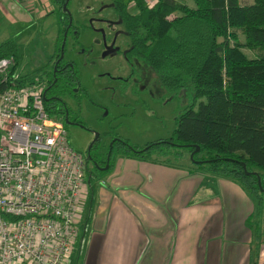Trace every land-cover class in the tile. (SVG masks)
<instances>
[{"label":"trees","instance_id":"obj_1","mask_svg":"<svg viewBox=\"0 0 264 264\" xmlns=\"http://www.w3.org/2000/svg\"><path fill=\"white\" fill-rule=\"evenodd\" d=\"M52 1L57 4V34L49 61L59 56L64 32L78 37L76 26L69 25L70 14L63 10L66 0ZM191 1L193 6L186 0H158L149 9L144 0H111L129 37L125 58L150 67L166 91L177 92L188 104L166 138L138 146L114 133L107 145L101 136L92 141L83 155L84 177L85 171L89 175L85 181L91 185L92 180H100L117 157L187 167L238 183L255 202L260 217L264 211V0ZM243 48L254 55L247 56ZM7 56L18 61L11 37L0 42V59ZM35 73L48 80L44 100L48 113L61 118L66 129L68 124L88 128L65 101L72 99L79 107L84 97L89 98L76 64L61 62L55 72L52 65ZM185 153L188 165L182 163ZM89 218L87 212L82 238Z\"/></svg>","mask_w":264,"mask_h":264},{"label":"crops","instance_id":"obj_2","mask_svg":"<svg viewBox=\"0 0 264 264\" xmlns=\"http://www.w3.org/2000/svg\"><path fill=\"white\" fill-rule=\"evenodd\" d=\"M190 171L117 157L91 186L70 263L264 264V211L236 182Z\"/></svg>","mask_w":264,"mask_h":264},{"label":"rangeland","instance_id":"obj_3","mask_svg":"<svg viewBox=\"0 0 264 264\" xmlns=\"http://www.w3.org/2000/svg\"><path fill=\"white\" fill-rule=\"evenodd\" d=\"M186 1L193 6L191 0ZM239 1L244 4L253 0ZM56 9L57 4L52 0H0V42L9 37L15 40L17 60L23 73L36 74L39 68H51L53 60H49L57 34ZM129 10L134 12V6L130 5ZM66 11L76 26L78 37H66L64 57L76 64L80 83L88 91L89 98L84 97L81 102L80 116L94 130L91 133L68 125L72 148L84 155L94 134L102 132L117 133L138 146L168 137L175 127V117L188 102L177 92L166 91L150 67L136 59L131 66L127 65L123 51L129 45V37L112 9L111 0H67ZM237 33L239 39L244 40V35L240 31ZM243 51L247 56L254 55L247 48ZM131 67L134 72L124 89L127 83L123 79ZM68 102L75 108L72 100ZM110 140V134L102 138L105 145ZM182 163L188 165L187 153ZM88 177L85 171L84 178ZM100 183L101 180H92L91 185H84L83 212L91 186ZM70 259L65 264H71Z\"/></svg>","mask_w":264,"mask_h":264},{"label":"built area","instance_id":"obj_4","mask_svg":"<svg viewBox=\"0 0 264 264\" xmlns=\"http://www.w3.org/2000/svg\"><path fill=\"white\" fill-rule=\"evenodd\" d=\"M22 69L0 59V264H65L84 215V159L46 110L43 77Z\"/></svg>","mask_w":264,"mask_h":264},{"label":"flooded vegetation","instance_id":"obj_5","mask_svg":"<svg viewBox=\"0 0 264 264\" xmlns=\"http://www.w3.org/2000/svg\"><path fill=\"white\" fill-rule=\"evenodd\" d=\"M113 9V8H112ZM114 11V10H113ZM115 13V12H114ZM118 17V16H117ZM119 18V17H118ZM66 37H67V33H66V36H65V40H66ZM63 38H64V36H63ZM63 41V40H62ZM66 44L64 43V46H65ZM128 47H129V45H128ZM127 47V48H128ZM126 48V49H127ZM65 49H66V47H65ZM65 49H64V47H63V56H62V58L58 61V59H59V56H60V51H59V56L56 58V59H54L53 60V71L55 72L56 70H57V66H59V65H61V62H65V64H73L74 62H72V61H70V60H67V59H65V57H64V55H65ZM125 49V50H126ZM124 50V51H125ZM124 51H123V55H124ZM125 57V56H124ZM126 59V58H125ZM126 62H127V65H129V66H131L132 65V61H130V62H128V60L126 59ZM75 64V63H74ZM133 72H134V67H131L130 68V71H129V73L127 74V76L124 78V83L126 84L125 86H124V89H125V87H127L128 86V84L130 83L129 82V79L131 78V76H132V74H133ZM42 77H43V79H44V82H45V86H44V90H43V94H44V100H45V98H46V96H47V88H48V80H47V77H46V75H42ZM127 78V79H126ZM68 100H72V99H66L65 101H66V103H67V105H68V107H70V112H75L79 117H80V119L84 122V120L81 118V116H80V112H81V109H82V106H81V102H82V100H81V102H80V104H79V107H78V105L76 104V102L74 101V100H72L75 104V108L74 107H72L70 104H69V102H68ZM79 108V109H78ZM69 108H66L65 109V114L66 113H69ZM85 123V122H84ZM68 125H75V124H68ZM85 125L88 127V128H83V125L82 124H80V125H75V126H78V127H81V128H83V129H85L86 131H89V132H91V133H94V130L89 126V125H87L86 123H85ZM107 134H110V136H111V140L113 139V138H115V134H111L110 132H102V133H98V136H97V138L96 139H98V138H100V136L103 138L104 136H107ZM109 137V136H108ZM94 138H95V134H94ZM94 138L92 139V141L94 140ZM101 138V139H102ZM111 140L108 142V144L111 142ZM92 141L90 142V147H91V145H92ZM88 145V146H89Z\"/></svg>","mask_w":264,"mask_h":264},{"label":"water","instance_id":"obj_6","mask_svg":"<svg viewBox=\"0 0 264 264\" xmlns=\"http://www.w3.org/2000/svg\"><path fill=\"white\" fill-rule=\"evenodd\" d=\"M66 2L67 0L65 1V3L63 4V10L66 11ZM71 23V17H69V25ZM65 36H66V32H64V38H63V41L61 43V46H60V56H59V59L58 61L62 58L63 56V47H64V43H65ZM98 136V133H95V138L94 140L97 138ZM93 140V141H94ZM90 148V145L88 146V149ZM195 150H198V146H196V149ZM108 167V164H106L104 167H102V169H106Z\"/></svg>","mask_w":264,"mask_h":264}]
</instances>
